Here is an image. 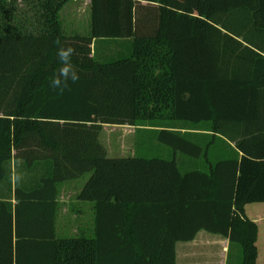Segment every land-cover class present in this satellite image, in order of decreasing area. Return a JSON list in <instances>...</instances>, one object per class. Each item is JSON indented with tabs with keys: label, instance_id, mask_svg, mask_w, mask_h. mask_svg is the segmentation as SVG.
I'll use <instances>...</instances> for the list:
<instances>
[{
	"label": "trees",
	"instance_id": "1",
	"mask_svg": "<svg viewBox=\"0 0 264 264\" xmlns=\"http://www.w3.org/2000/svg\"><path fill=\"white\" fill-rule=\"evenodd\" d=\"M68 1L0 0L1 194L23 175L15 203L0 199V264H176L200 231L258 264L246 208L264 204V0H90V32L73 36ZM94 39L130 41L106 57ZM69 45L79 80L60 94ZM104 126L147 131L195 167L108 157ZM85 174L96 237L58 239L57 184Z\"/></svg>",
	"mask_w": 264,
	"mask_h": 264
},
{
	"label": "crops",
	"instance_id": "2",
	"mask_svg": "<svg viewBox=\"0 0 264 264\" xmlns=\"http://www.w3.org/2000/svg\"><path fill=\"white\" fill-rule=\"evenodd\" d=\"M91 3L90 0H87ZM91 15V13H90ZM86 33L73 32V34H67L73 36L75 34L88 35L90 32L91 18L87 24ZM130 39L120 40H100L94 39L92 45V53L98 51V54L104 56L107 53L110 55L123 51V47H128ZM105 127V126H104ZM103 127V139L107 144L104 147L107 150L108 155H113L111 146L106 142L105 130L107 126ZM117 127H122L118 129ZM112 131H117L118 142L125 143V141L132 140V146L127 152L123 154H133L136 149V144L133 140V135L136 133V128L130 126H113ZM122 133V135H120ZM102 134V133H101ZM120 136V137H119ZM120 145V144H119ZM119 151V150H116ZM109 157V156H108ZM133 157V156H131ZM112 158V157H111ZM117 158V157H116ZM119 158V157H118ZM123 158V157H121ZM214 159H218V152L215 153ZM186 167V168H185ZM183 167L184 171H191L195 167L191 161H188L186 166ZM203 169V168H202ZM26 174V173H25ZM29 175V174H28ZM26 174V176H28ZM90 174H85L79 179L70 180L57 184V213L55 219V231L58 239H71V238H87L94 239L95 233V204L92 202H84L78 199V196L83 189L84 185L88 181ZM83 179V182H80ZM14 183L12 184V190L10 195L7 190L0 191V199H6L15 203L14 197ZM247 215L254 220L259 227L258 236V264H264V204H255L247 206ZM65 234H69L71 237H63ZM62 236V237H60ZM234 244H230L229 240L221 235L211 234L206 231H200L195 239L191 242H180L176 245V264H229L231 250ZM234 249V248H233ZM239 262L241 264V255L239 250L237 251Z\"/></svg>",
	"mask_w": 264,
	"mask_h": 264
},
{
	"label": "rangeland",
	"instance_id": "3",
	"mask_svg": "<svg viewBox=\"0 0 264 264\" xmlns=\"http://www.w3.org/2000/svg\"><path fill=\"white\" fill-rule=\"evenodd\" d=\"M90 3L87 0H70L68 3L63 7V9L60 12L61 20L65 29V32L67 34H73V32H79V33H86L87 31V24L90 21L91 15H90ZM104 56L108 57L109 54H103ZM105 59V58H104ZM107 127V126H105ZM104 127V128H105ZM113 126L108 127L105 131L106 136V142H108V136L111 141H109V145L111 146V149L113 155H108L112 158H121V157H131V156H142V157H161L165 159H173L174 157L177 159L178 163L181 165L182 170L184 171V168L188 161H192L189 157L184 156L181 153H174L170 148L167 146L159 144L154 135L150 134L147 131H137L132 136L133 140L135 142V152L133 154H123L129 152L128 150L133 147L132 146V140L125 141V143H117L118 137H117V131H112ZM118 129H121L122 127H117ZM103 132L100 136V141L103 145H107L104 142L103 139ZM122 135V133L120 134ZM123 136V135H122ZM120 137V136H119ZM117 141V142H114ZM120 144V145H119ZM119 150V151H116ZM194 162V161H193ZM186 168V167H185ZM83 182V179L80 181ZM62 237V236H60ZM63 237H71L69 234H65ZM234 248V249H233ZM231 250L230 255V261L229 264H240L238 253L239 250L241 255V249L240 246L234 244V247Z\"/></svg>",
	"mask_w": 264,
	"mask_h": 264
},
{
	"label": "clouds",
	"instance_id": "4",
	"mask_svg": "<svg viewBox=\"0 0 264 264\" xmlns=\"http://www.w3.org/2000/svg\"><path fill=\"white\" fill-rule=\"evenodd\" d=\"M59 45V40L56 41ZM75 48L72 46H60L57 51V58L61 63V67L56 75L50 81V87L54 91L63 94L69 88V83H76L79 80V74L72 64L71 58L75 55ZM11 180L14 184H20L23 180V175L16 172L12 175Z\"/></svg>",
	"mask_w": 264,
	"mask_h": 264
}]
</instances>
